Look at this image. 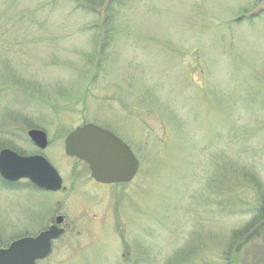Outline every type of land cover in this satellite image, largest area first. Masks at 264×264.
<instances>
[{
    "label": "rangeland",
    "instance_id": "rangeland-1",
    "mask_svg": "<svg viewBox=\"0 0 264 264\" xmlns=\"http://www.w3.org/2000/svg\"><path fill=\"white\" fill-rule=\"evenodd\" d=\"M263 1L0 0V151L64 188L0 179V249L61 216L37 264H264V13L235 21ZM86 124L131 149L130 183L64 155Z\"/></svg>",
    "mask_w": 264,
    "mask_h": 264
},
{
    "label": "water",
    "instance_id": "water-1",
    "mask_svg": "<svg viewBox=\"0 0 264 264\" xmlns=\"http://www.w3.org/2000/svg\"><path fill=\"white\" fill-rule=\"evenodd\" d=\"M27 137L39 150L46 148L44 132L33 129ZM64 154L86 163L91 178L100 184L128 183L138 169V161L121 140L92 124L76 128L65 138ZM0 177L8 183L27 180L47 192H58L62 186L59 175L42 156L21 157L8 149L0 151ZM62 222L57 217L54 225L36 237L20 238L0 249V264H36L47 258L52 242L64 233L58 227Z\"/></svg>",
    "mask_w": 264,
    "mask_h": 264
},
{
    "label": "flooded vegetation",
    "instance_id": "flooded-vegetation-1",
    "mask_svg": "<svg viewBox=\"0 0 264 264\" xmlns=\"http://www.w3.org/2000/svg\"><path fill=\"white\" fill-rule=\"evenodd\" d=\"M264 13V10H260V11H258V12H256V13H252V14H250V15H248V17H245V16H240L239 18H237L235 21L236 22H240V21H242V20H249V19H251V18H254V17H256V16H259V15H261V14H263ZM96 184V183H95ZM96 185H98V184H96Z\"/></svg>",
    "mask_w": 264,
    "mask_h": 264
}]
</instances>
